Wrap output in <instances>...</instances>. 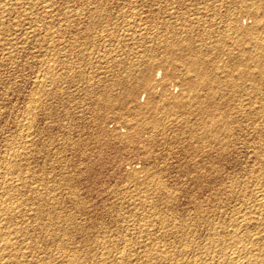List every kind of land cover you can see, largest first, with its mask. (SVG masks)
Instances as JSON below:
<instances>
[{"label": "rangeland", "instance_id": "rangeland-1", "mask_svg": "<svg viewBox=\"0 0 264 264\" xmlns=\"http://www.w3.org/2000/svg\"><path fill=\"white\" fill-rule=\"evenodd\" d=\"M8 1L9 0H0V27L2 25L0 28V44H2L0 45V178H3L2 181L5 179H8V181L11 180L14 184L15 190L13 191L14 193H12L13 195L10 196V198H12L11 201H15V203L17 200L23 201L17 202L19 203V205H17L19 206V209L17 210L20 216L17 215L18 212H16L17 214L15 212V214H9L11 215L10 217L7 215L9 218L5 216L7 222L5 221L6 223H4V225H8L7 228L9 230H13L17 225H19L18 227L23 226L22 228H24V226L27 228L28 226L27 229L32 231L35 235L34 236L28 231V234L21 232L23 237L21 233L20 235L18 233V236L16 234L17 238L22 237V240L17 239L14 235V239L11 237V243L14 244L13 248L15 247L14 252L18 255L16 264H31L40 261V264H50L52 261V264H54V261L58 258L59 259L58 261H55V264H57V262L60 264L61 259L71 257L72 254L76 255V257H78L77 260H81L80 262L82 264H86V262L87 264H105L106 262V264H117V262L120 264L119 262L122 260L123 262L121 264H138L140 261L143 264H154L150 263L152 259H154L153 262L156 261L155 264H157V261H159L158 264H161L160 261L162 259L160 257L162 256L160 255L162 251L163 253L167 251L168 254L173 256L172 262H170L173 264L180 260L193 261L197 255H202L212 240L216 238V236L218 237L217 234L220 233L222 229L229 227L232 222V217L234 218L233 220H235L244 216L245 212L252 209L253 203L256 202L254 200L257 199L256 197L259 193L258 190L261 191L264 189V48L262 49L263 51L261 50L260 52L254 53V58L257 55L255 58L256 60H254V63H250L249 67L247 66L248 70L253 73L248 72L247 75L245 74V76H243V73V75L241 73L239 75V70V72L234 70L235 74H232L234 76H231V79L236 80H233L234 83H236L234 87V89H236L233 92L228 89V91L225 92L226 94L224 97L226 96L225 99L230 101H227L228 104L230 103L228 107L231 105L230 108L233 107L232 111L234 113L231 111L230 115H232V118H229V124L230 126L232 125L231 129L234 128V130L231 131L232 133L230 132L228 134V136H230H226V138L225 136H220L219 140L204 138L192 142V140L187 137L189 135L187 131L179 130L180 122L182 123L183 120L180 118L181 112L176 115L174 114L173 117L170 116L169 118H164L166 128H153V126L151 125V127L147 122L148 120L150 121L149 117L151 112H148V114L145 112L146 114L144 113L143 115L138 116L139 118H135V116L128 111L130 104L124 105L122 110L119 111L111 108L108 111L104 110L103 112V110L98 107L100 100H97L100 98V95L103 93L105 94V92H108L109 94L112 93L111 95L113 96L121 94L122 87L118 83L119 80L124 83H134L139 79L138 77H141L142 73L141 70H143L144 65L148 63H146V61L154 62V59L157 60L162 57V54H164V52L161 51L162 46L160 45L165 42L164 40L171 41L175 38L178 40V38L182 39V37L183 39H187V36L188 39L191 38V40L195 38L194 40L197 41V45H203L204 48L210 49L211 53H213L211 50H215L214 53H219V56L222 54L220 51H226V49V52L233 51L231 53H236L237 55L235 54V57L237 58L230 57V55L223 52L226 57L221 55L222 57L220 58L222 60H220L222 62L224 61L225 65L228 64L229 66L230 64L232 67L233 64L231 63L234 62L236 65H246V63H244L246 61L244 60H247L248 56L242 55V59L240 51L238 52V50H241V48L247 49L249 47V39H242L243 41L239 43L240 49L238 46H234L231 41V32L225 23L236 14V19H238V22H241H239L241 27L249 28L248 26L250 25V28H253L252 22L253 19H255L254 26L258 27L259 31L263 30L261 35L264 36V28L262 29V27H264V20L262 19L264 15V0L263 2L262 0H240L241 2L239 0H107V2H104V0H43L44 4L42 0H26L27 2L24 0H10L9 3H6ZM246 1L250 2L247 3ZM251 1L252 4L249 5ZM100 2L101 4L103 2L107 4L104 5L103 3L101 6ZM253 2L258 4L256 5L257 7L255 5V7L253 6ZM42 4L44 7H41ZM247 5L249 8H247ZM2 6L5 9H3ZM25 6H28V8ZM45 6L47 8H45ZM252 6L255 9H253ZM29 7L31 8V11ZM6 8L9 10V14ZM50 8H52V10ZM35 9L36 12H34ZM96 9L99 11L101 9V13ZM250 9L253 10L250 12ZM23 10L26 11L24 12ZM102 12H104V14ZM22 13L25 14L22 16ZM105 13L108 14L107 18H109L107 19V23L103 21L106 20L105 18L100 20L103 16L107 15ZM249 13L251 16L258 18L253 17L252 19L251 16L247 17ZM28 14H31V16L28 17ZM46 14L47 17H45ZM97 14H100L98 15V18ZM63 15H65L66 19L63 18ZM109 15H112V17ZM260 17H262V20L259 19ZM19 18L23 20L21 21ZM39 18L43 19L40 20ZM95 18L98 20L95 21ZM257 19L258 21H256ZM31 20L32 25L30 24ZM99 20L101 22H99ZM17 21L21 23V25L18 24ZM110 21L115 23V25L111 24ZM117 21L118 24L116 23ZM204 21H206L207 25H204ZM103 22L104 26L106 25L107 28L101 24ZM53 23L54 26H52ZM88 25L91 26L92 31L90 30V27L88 28ZM136 25L139 26V28ZM203 25L205 31L204 27H202ZM93 26H95V28ZM219 26H224L223 28L225 30ZM3 27L4 29H2ZM15 27L18 29L16 30ZM208 28L211 30L215 28V30H212L211 32ZM50 29H52V31H50ZM202 30L205 33H202ZM84 31H86L87 34ZM134 31L136 32L134 33ZM215 31H218L222 36L224 35V38H221L222 36L217 32L215 33ZM11 32L13 33L11 34ZM10 34L12 39L10 38ZM13 34L17 35L15 36ZM216 35L220 39L217 38ZM212 37L218 41L216 42V45L214 43L215 40H213ZM199 38L202 39L201 43L203 42L205 45L199 42ZM244 38L248 37L245 35ZM211 39L212 41L210 42ZM11 40H13V44ZM194 40L192 41L195 45ZM244 41H246L247 45ZM198 42L200 44H198ZM225 44L228 46H222ZM209 46L211 48H209ZM228 47H231L232 49ZM217 48L221 49L219 50ZM234 48L239 54L233 50ZM146 54L148 56L145 57ZM144 57L149 60H145ZM142 59L145 60V62ZM229 60L230 62H225ZM234 60H237V62ZM256 61L257 64L260 62L261 64L257 65L255 63ZM222 62L220 63V66H224V63ZM130 64L132 67H130ZM138 64L139 67L141 66L140 72L138 70ZM250 66L252 68H250ZM253 66L258 68L260 66L261 70L258 68L253 69ZM226 67H220L219 70L217 69L220 77H224L225 72L227 75L229 69ZM245 67L246 66H244V68ZM242 68L243 66L241 69ZM132 69L133 71H131ZM223 70L225 71L224 73ZM162 72L163 71L160 69H157L154 73V79H159ZM250 74L255 76H250ZM246 76L248 78H246ZM255 80L261 87L257 83H254ZM241 81L245 82V85H243ZM241 87H243V89ZM177 89L178 88L175 84L172 83L171 90L176 92ZM252 89L255 91H252ZM140 95L141 100H139L144 103L146 94L141 91ZM222 95L223 94H221V96ZM227 95H230L229 98ZM245 98H248L249 100ZM241 103L243 105H241ZM239 104L242 106H239L240 109L242 108V113L237 112L240 111L237 106ZM246 106L251 107V110ZM234 108L235 110L237 109V111H235ZM259 108H261V110H259ZM244 110L246 111L244 113L247 114V116L243 113ZM120 111L121 113H119ZM248 111L252 113L249 115ZM255 113L259 114L254 115ZM234 114L237 115L234 116ZM243 115L244 117H242ZM124 116L127 118L126 120ZM251 117H253V120L250 119ZM141 121L144 122L142 123ZM136 122L142 124L139 125L136 124ZM192 122H194V119ZM222 127V125H215L214 129L216 131ZM158 129L159 131H157ZM176 129L181 133L179 132L176 134ZM129 132L131 133V138L125 136ZM182 132H185V135ZM152 137L155 140L152 139ZM225 141L229 143L225 144ZM223 142L225 145L222 144ZM230 142H233L234 144ZM8 144L9 146H6ZM191 144L193 146L196 144L194 147L197 148L202 146V149L200 148L201 151H198L199 149L193 151L191 149V147H193ZM205 144L208 146L207 148H205ZM10 147L13 149L11 148V150ZM203 147L205 148V151ZM3 152L4 154H2ZM202 152H204L203 156H201ZM11 153L14 154V158L18 157L15 158L18 166L12 173H10L13 176L10 174V176H6L8 174L4 176L3 165H5L7 160L5 157L9 158ZM260 156L263 157L262 160V157ZM3 157L6 160H4ZM1 169L3 171H1ZM15 171L17 172L15 173ZM9 177H12V179ZM259 177L262 178L260 179ZM1 179L0 186H5L4 181L2 182ZM259 181H261V183ZM3 187L0 189H3ZM20 194L21 196H19ZM0 195L1 199L3 195L1 191ZM23 197L30 200L27 199L24 203ZM28 201L29 203L27 205L26 202ZM45 202H47V204ZM32 203H34V205L36 204V206ZM247 204L249 206H247ZM42 205L45 208L48 207L45 213V208ZM246 206L248 208L250 207V209L247 210ZM29 207L30 210L32 208V211L29 210ZM24 209H27L28 212ZM19 210H22L23 215H21L22 213ZM34 210L40 212L37 211L38 216L35 215L36 213L34 212L35 214L32 217ZM52 212H54V214ZM42 213H44V216ZM48 213L49 215H47ZM39 214H41V216H39ZM62 214L70 216L65 217L62 216ZM249 214L253 215L254 213L251 212ZM46 215L50 219L46 217ZM21 216H23L24 219L22 222L28 221L26 223H30L31 225L22 223ZM25 216L29 218H26ZM53 216L58 218L55 220V217L53 219ZM14 217L21 218L17 219ZM34 219H38V222ZM8 220H10L12 225L15 223L13 225L15 226L14 228H12L13 226ZM58 220L59 222L61 221L60 224ZM63 220L68 221L65 223ZM72 221L73 223H71ZM33 223H36L37 225H33ZM38 223H43L41 225L42 228ZM66 225L69 226L63 227ZM73 225L76 227H73ZM180 225L181 227L183 226L182 230L181 227H179ZM69 227L74 229L71 228L72 230H70ZM48 228L50 229L48 230ZM56 228L58 229L56 230ZM37 229H39L38 235L37 233H34ZM63 230L66 231L63 232ZM215 230L220 231L217 232ZM44 231L49 237L44 234ZM71 231L72 234L70 233ZM74 231H77L78 233H75ZM49 232H51L52 235L54 234L53 238ZM68 232L72 238H69ZM154 235H157V237ZM33 236L37 241L36 244L39 246L35 245L36 241L34 239L31 240ZM38 236L41 238V243L40 241L38 242ZM27 239L33 242L30 243ZM13 240L17 243L13 242ZM70 241H74L75 244H70ZM24 242L27 246L23 244ZM18 243L23 245H19ZM28 243H30L31 246ZM45 243H50V245L48 244L49 246L44 248L45 245L47 246ZM62 243L63 246L68 245L66 246L68 250L66 247L62 246ZM28 246H30V248L34 246V248L28 249ZM41 246H43V250L40 251L39 249ZM72 246H76V248L78 247V250L75 247L74 250ZM50 247L54 248H51L50 250ZM60 247L63 248L61 249ZM188 247L189 249H187ZM16 248H18V250ZM60 249L61 251L66 249L63 251L65 253L62 252V254H60ZM36 250L39 251L40 254L39 252L35 253L37 252ZM44 250H46V253ZM47 250L49 251L47 252ZM152 250L154 252H152ZM79 251H83L82 253L85 254L82 255ZM42 252L47 255L44 256ZM157 252L161 253L157 254ZM94 253L95 255L93 256ZM147 253L149 256H153L152 254H157L158 256L154 255L151 257V260H149L150 258L147 259ZM19 254H21L23 258H21ZM52 254L54 257L58 254V258H56V256L55 259ZM91 254L92 256H90ZM96 254L102 256L104 260L101 257L96 258L98 257ZM122 254H126V258H123L124 255ZM144 254L147 255L145 256ZM79 255H81V257ZM105 255H107L106 258ZM119 255H122L123 257L120 258L121 256ZM28 256L31 257L28 258ZM36 256L39 257V259H37ZM199 256H197V258H199ZM34 258H36L37 261ZM85 258H87V261ZM91 258L93 261L96 258L95 262L91 261ZM189 258L191 259L189 260ZM29 259H32V262ZM136 259H138L139 262ZM97 260H99V262H97ZM107 260L110 262L108 263ZM173 260L176 261L174 262ZM46 261L50 263H46ZM62 261L61 264H67L69 262L68 260L65 262ZM103 261L105 262L103 263ZM163 261L164 260H162V263L164 264ZM80 262L76 261L75 263L74 261L69 262L68 264H81Z\"/></svg>", "mask_w": 264, "mask_h": 264}, {"label": "bare ground", "instance_id": "bare-ground-1", "mask_svg": "<svg viewBox=\"0 0 264 264\" xmlns=\"http://www.w3.org/2000/svg\"><path fill=\"white\" fill-rule=\"evenodd\" d=\"M4 1H6V0H4ZM10 1V0H9ZM9 1L8 2H6V3H9ZM13 1V0H12ZM15 1V0H14ZM18 1V0H17ZM16 1V3L18 4V2ZM24 1H26V0H24ZM49 1V0H48ZM97 1V0H96ZM114 1V0H113ZM112 1V2H113ZM240 1V0H239ZM253 1V0H252ZM252 1H251V3H249V5L250 4H252ZM261 1V0H260ZM22 2V1H21ZM27 2V1H26ZM25 2V3H26ZM42 2H43V0H42ZM104 2H107V0L105 1L104 0ZM103 2V3H104ZM241 2V1H240ZM245 2V1H244ZM247 2V1H246ZM248 2H250V1H248ZM247 2V3H248ZM257 2V1H256ZM262 2H263V0H262ZM4 3V2H3ZM11 3V2H10ZM19 3H20V1H19ZM45 3H47V2H45ZM50 3V2H49ZM48 3V4H49ZM103 3L101 4V2H100V4H101V6L103 5ZM243 3V2H242ZM254 3V2H253ZM258 3V2H257ZM257 3H254L253 4V6L255 5H258ZM12 4V3H11ZM10 4V5H11ZM15 4V3H14ZM24 4V3H23ZM27 4V3H26ZM31 4V3H30ZM29 4V5H30ZM43 4H44V2H43ZM43 4L41 5V7L43 6ZM52 4H54V3H52ZM98 4V3H97ZM100 4H98V5H100ZM107 4V3H106ZM105 3H104V5H106ZM239 4V3H238ZM259 4H261V3H259ZM264 4V3H263ZM4 5V4H3ZM9 5V4H8ZM13 5V4H12ZM32 5V4H31ZM35 5H36V3H35ZM211 5H213V4H211ZM262 5V4H261ZM260 5V6H261ZM1 6V5H0ZM15 6V5H14ZM16 6H19V5H16ZM20 6H24V5H20ZM51 6V5H50ZM73 6V5H72ZM91 6V5H90ZM222 6H224V5H222ZM253 6H252V8H253ZM254 6V7H255ZM264 6V5H263ZM262 6V7H263ZM5 7H6V5H5ZM9 7V6H8ZM7 7V8H8ZM25 7H27L28 8V6H25ZM25 7H23V8H25ZM32 7V6H31ZM44 7V6H43ZM257 7V6H256ZM259 7V6H258ZM2 8H3V6H2ZM6 8V9H7ZM30 8V7H29ZM34 8H35V6H34ZM37 8V7H36ZM45 8H47L46 6H45ZM209 8V7H208ZM218 8V7H217ZM247 8H249L248 7V5H247ZM246 8V9H247ZM251 8V7H250ZM261 8V7H260ZM3 9H5V8H3ZM51 10H52V8H50ZM49 9V10H50ZM69 9H70V7H69ZM93 9V8H92ZM104 9V8H103ZM107 9V8H106ZM112 9V8H111ZM114 9H116V8H114ZM120 9V8H119ZM122 9V8H121ZM207 9V8H206ZM227 9V8H226ZM243 9H244V7H243ZM253 9H255V8H253ZM253 9H250V12H251V10H253ZM21 10V9H20ZM29 10V9H28ZM32 10H34V9H32ZM44 10H46V9H44ZM67 10V9H66ZM97 10V9H96ZM126 10V9H125ZM249 10V9H248ZM7 11H8V14H9V10L7 9ZM11 11V10H10ZM12 11H13V9H12ZM14 11H15V9H14ZM17 11H19V10H17ZM24 11V10H23ZM26 11V10H25ZM24 11V12H25ZM30 11H31V8H30ZM41 11L43 12V10L41 9ZM62 11V10H61ZM63 11H65V10H63ZM95 11V10H94ZM93 11V12H94ZM97 11H99V10H97ZM234 11V10H233ZM243 11V10H242ZM261 11V10H260ZM19 12H21V11H19ZM34 12H36V9H35V11ZM33 12V13H34ZM45 12V11H44ZM56 12V11H55ZM66 12H68V11H66ZM100 13H101V9H100V11H99ZM98 12V13H99ZM105 12V11H104ZM104 12H102L103 14H104ZM124 12V11H123ZM126 12H128V11H126ZM168 12V11H167ZM205 12V11H204ZM231 12H232V9H231ZM235 12V11H234ZM245 12V11H244ZM253 12V11H252ZM258 12H259V9H258ZM32 13V14H33ZM39 13V12H38ZM38 13H36V14H38ZM47 13H48V11H47ZM65 13V12H64ZM209 13V12H208ZM211 13V12H210ZM213 13V12H212ZM215 13V12H214ZM242 13V12H241ZM254 13H255V11H254ZM12 14V13H11ZM20 14V13H19ZM23 14H25V13H22V16H23ZM35 14V13H34ZM40 14V13H39ZM49 14V13H48ZM61 14V13H60ZM105 14H107V13H105ZM120 14V13H119ZM118 14V15H119ZM185 14V13H184ZM248 14V13H247ZM246 14V15H247ZM98 15H100V14H97V18H98ZM102 15V14H101ZM141 15V14H140ZM231 15V14H230ZM246 15H244V16H246ZM252 15H253V13H252ZM20 16V15H19ZM26 16V15H25ZM29 16H31V14L29 15L28 14V17ZM37 16V15H36ZM43 16H45V15H43ZM43 16H40V17H43ZM59 16V15H58ZM79 16V15H78ZM103 16V15H102ZM107 16H108V14L106 15V16H103V18H101L100 20H102V19H106V20H103V21H105V23H107L108 21H107V19H109V18H107ZM109 16H111L112 17V15H109ZM125 16V15H124ZM150 16V15H149ZM201 16V15H200ZM200 16H198V17H200ZM216 16V15H215ZM238 16V15H237ZM250 17L251 16V14L249 13V15H247V17ZM256 16H257V13H256ZM262 16V15H261ZM3 17V16H2ZM34 17V16H33ZM45 17H47V14H46V16ZM68 17V16H67ZM70 17V16H69ZM73 17V16H72ZM95 17V16H94ZM93 17V18H94ZM127 17V16H126ZM139 17V16H138ZM175 17V16H174ZM181 17H182V15H181ZM190 17V16H189ZM198 17H197V19H198ZM231 17H232V15H231ZM233 17H235V18H233ZM233 19L232 18H230V19H228L227 21H226V23L225 24H227L226 26H228L227 28H229V31L231 32L230 34H231V41H232V43H233V45L234 46H238L239 47V49H240V45H239V43L241 42V41H243L242 39H249V43H248V41H247V43L249 44V47L247 48V49H242L241 48V50H238V52L240 51V55L242 56V55H247L248 56V58H247V60H244V61H246V62H244V63H246V65H242V64H235V62L234 63H231V64H233L232 65V67H231V65L229 64V66H228V64H226L225 65V63H224V61L222 62L221 60V58L220 57H222V56H225L224 55V53L225 54H227V55H230V57L232 56V57H235L236 55L234 54V53H231V52H233V51H228V52H226L227 51V49H226V51H220L221 53V55L219 56V53H214L215 52V50L213 51V50H211L213 53H211L210 52V49H208V48H204L203 47V45L202 46H200V45H197V41L196 40H194V39H192V40H194V42H195V45H194V43H193V41L191 40V38L190 39H188V36L186 37L187 39H183V37H182V39H180V38H178V40H177V38H175V39H172L171 41L170 40H164L163 42L164 43H162V44H160L161 46H162V50H161V48H160V50L161 51H163L164 52V54H162V57L161 58H159V59H154V62H151V61H146V65H144V69L143 70H141L140 69V67H139V64L137 65L138 67H139V72H140V70H141V77H138L139 79H137V77H136V81L134 82V83H124V82H122L121 80H119V85L122 87V92H121V94H117L116 96L114 95H111V94H109L108 92L106 93L105 92V94L103 93V94H101L100 95V98H98V100L97 101H99L100 103H98L99 104V106L98 107H100L102 110H103V112H104V110L106 111H108L109 109H111V108H113V109H117L118 111L119 110H122V107L124 106V105H129L130 104V106H129V110L128 111H130V113L133 115V116H135V118L136 117H138V116H141V115H143L145 112H147V114H148V112H151L150 113V121L148 120L147 122H148V125L150 124V126L152 125L153 126V128H155V127H161L162 129L163 128H166V123H165V119L164 118H169L170 116H172L173 117V115L175 114H178L179 112H181V117L180 118H182L181 120H182V123L180 122V125H179V130L180 131H187L188 132V136L187 137H189L191 140H192V142L193 141H197V140H200V139H204V138H211V139H213V140H219L220 139V136H225V138H226V136H228V134L231 132V131H233L234 130V128L233 129H231V126H230V121H229V118L232 116V115H230L231 114V111H232V109H233V107L232 108H230V107H228L229 106V104H228V102H230V101H228L227 99H225L226 98V96L224 97V95L226 94L225 92L226 91H228V89H230L232 92L236 89H234V87H235V85H236V83H234V81H236V80H234V79H231V76H234V75H232V74H235L234 73V70L236 71H238L239 72V75H240V73L243 75V76H245V74L247 75V73L248 72H250V73H253V72H251V71H249L248 70V67H249V65H250V63H254V60H256L255 58L257 57V55H256V57L254 58V53H257V52H260L263 48H264V36H262L261 35V33H262V31L260 32L259 31V29H258V27H255L254 26V20L255 19H253V17L254 16H251V18L253 19V28H250V25L248 26L249 28H243V27H241V25L239 24V22H238V19H236V14L235 15H233ZM18 18V17H17ZM50 18V17H49ZM52 18V17H51ZM62 18V17H61ZM63 18H65V15H63ZM100 18V17H99ZM137 18V17H136ZM171 18V17H170ZM194 18V17H193ZM212 18V17H211ZM241 18V17H240ZM254 18H258V17H254ZM262 17H260L259 19H261ZM3 19V18H2ZM7 19V18H6ZM5 19V20H6ZM20 20H21V18H19ZM30 19V18H29ZM38 19V18H37ZM40 20H42L41 18H39ZM46 19V18H45ZM53 19V18H52ZM66 19V18H65ZM96 19V18H95ZM114 19V18H113ZM121 19V18H120ZM129 19V18H128ZM188 19H190V18H188ZM215 19V18H214ZM227 19V18H226ZM263 20H264V15H263V18H262ZM261 19V20H262ZM5 20H4V22H5ZM23 20V19H22ZM21 20V21H22ZM25 20H27V19H25ZM34 20V19H33ZM98 19H96L95 21H97ZM99 20V22H101ZM110 20H112V19H110ZM125 20V19H124ZM144 20V19H143ZM170 20V19H169ZM209 20V19H208ZM211 20V19H210ZM216 20V19H215ZM241 20V19H240ZM51 21V20H50ZM69 21V20H68ZM91 21V20H90ZM93 21V20H92ZM145 21V20H144ZM174 21V20H173ZM212 21V20H211ZM222 21V20H221ZM256 21H258V19L256 20ZM18 22V21H17ZM29 22V21H28ZM70 22V21H69ZM111 22V21H110ZM115 22V21H114ZM120 22V21H119ZM153 22V21H152ZM162 22V21H161ZM185 22V21H184ZM188 22V21H187ZM198 22V21H197ZM205 22V24L204 25H207V23H206V21H204ZM213 22V21H212ZM224 22V21H223ZM222 22V23H223ZM8 23H9V21H8ZM8 23H7V26H8ZM26 23V22H25ZM32 23V20L30 21V24ZM49 23V22H48ZM95 23V22H94ZM117 24H118V21L116 22ZM129 23V22H128ZM141 23V22H140ZM164 23V22H163ZM165 23H167V22H165ZM200 23V22H199ZM241 23V22H240ZM1 24V23H0ZM2 24H3V22H2ZM18 24H20L21 25V23H19L18 22ZM24 24V23H23ZM22 24V25H23ZM43 24V23H42ZM101 24H103V26H104V22L103 23H101ZM108 24H110V23H108ZM111 24H114L115 25V23H113V22H111ZM116 24V25H117ZM137 24V23H136ZM148 24V23H147ZM160 24V23H159ZM171 24V23H170ZM202 24V23H201ZM212 24V23H211ZM258 24V23H257ZM256 24V25H257ZM6 25V24H5ZM10 25H11V22H10ZM15 25H16V23H15ZM28 25V24H27ZM32 25V24H31ZM30 25V26H31ZM40 25V24H39ZM91 25V24H90ZM90 25H88V28L90 27V30H91V26ZM127 25V24H126ZM142 25V24H141ZM174 25V24H173ZM184 25V24H183ZM182 25V26H183ZM193 25H195V24H193ZM204 25L202 26V27H204ZM213 25V24H212ZM211 25V26H212ZM217 25V24H216ZM221 25V24H220ZM223 25H224V23H223ZM262 25V24H261ZM13 26V25H12ZM18 26V25H17ZM52 26H54V23H53V25ZM51 26V27H52ZM96 26V25H95ZM95 26H93L94 28H95ZM99 26H100V24H99ZM137 26V25H136ZM163 26V25H162ZM168 26V25H167ZM178 26V25H177ZM197 26V25H196ZM225 26V25H224ZM223 26V27H224ZM260 26V25H259ZM1 27H2V25H1ZM0 27V28H1ZM10 27V26H9ZM8 27V28H9ZM47 27V26H46ZM50 27V28H51ZM97 27V26H96ZM105 28H107L106 27V25L104 26ZM124 27V26H123ZM138 28H139V26H137ZM152 27V26H151ZM159 27V26H158ZM172 27V26H171ZM170 27V28H171ZM184 27V26H183ZM195 27V26H194ZM214 27V26H213ZM212 27V28H213ZM219 27H221V26H219ZM223 27H221L223 30H225ZM7 28V27H6ZM5 28V29H6ZM10 28H12V27H10ZM14 28V27H13ZM16 28V30L18 29L17 27H15ZM20 28V27H19ZM28 28V27H27ZM84 28V27H83ZM94 28H92V29H94ZM104 28V29H105ZM110 28V27H109ZM118 28V27H117ZM146 28V27H145ZM148 28V27H147ZM173 28V27H172ZM185 28V27H184ZM191 28V27H190ZM207 28V27H206ZM209 28H210V22H209ZM208 28V29H209ZM218 28V27H217ZM264 27H262V29H263ZM2 29H4V27L2 28ZM31 29V28H30ZM48 29V28H47ZM126 29V28H125ZM128 29V28H127ZM135 29V28H134ZM151 29V28H150ZM168 29V28H167ZM194 29V28H193ZM198 29V28H197ZM203 29V28H202ZM10 30V29H9ZM15 30V29H14ZM96 30V29H95ZM102 30V29H101ZM120 30V29H119ZM129 30V29H128ZM136 30V29H135ZM142 30V29H141ZM144 30H146V29H144ZM149 30V29H148ZM147 30V31H148ZM182 30V29H181ZM211 32H212V30H215V28L214 29H209ZM208 30V31H209ZM228 30V29H227ZM11 31V30H10ZM49 31V30H48ZM50 31H52V29H50ZM62 31V30H61ZM92 31V30H91ZM133 31V30H132ZM138 31H140V30H138ZM186 31V30H185ZM184 31V32H185ZM203 31V30H202ZM204 31H205V27H204ZM202 32V33H205V32ZM220 31H222V30H220ZM67 32V31H66ZM84 32H86V31H84ZM83 32V33H84ZM113 32V31H112ZM119 32V31H118ZM136 31H134V33H135ZM188 32V31H187ZM207 32V31H206ZM218 33V31H215V33ZM226 32V31H225ZM13 32H11V34H12ZM25 33V32H24ZM102 33V32H101ZM100 33V34H101ZM104 33V32H103ZM110 33V32H109ZM117 33V32H116ZM130 33H132V32H130ZM192 33V32H191ZM214 33V32H213ZM222 33H224V32H222ZM221 33V34H222ZM264 33V32H263ZM2 34V33H1ZM11 34H10V38H11ZM86 34H87V32H86ZM107 34V33H106ZM115 34V33H114ZM126 34V33H125ZM128 34V33H127ZM151 34V33H150ZM200 34V33H199ZM198 34V35H199ZM206 34H208V33H206ZM210 34V33H209ZM219 35H220V33H218ZM226 34V33H225ZM6 35V34H5ZM8 35H9V33H8ZM13 35H15V34H13ZM17 35V34H16ZM15 35V36H16ZM96 35H98V34H96ZM103 35H105V34H103ZM102 35V36H103ZM115 35H117V34H115ZM131 35V34H130ZM183 35V34H182ZM192 35V34H191ZM194 35V34H193ZM202 35V34H201ZM204 35V34H203ZM215 35V34H214ZM245 35L248 37V38H244L245 37ZM264 35V34H263ZM3 36V35H2ZM91 36H93V35H91ZM172 36V35H171ZM174 36V35H173ZM220 36H222V35H220ZM224 36V35H223ZM221 37V38H224V37ZM227 36V35H226ZM6 37V36H5ZM4 37V38H5ZM80 37V36H79ZM94 37V36H93ZM98 37V36H97ZM101 37V36H100ZM114 37V36H113ZM144 37V36H143ZM167 37V36H166ZM190 37V36H189ZM201 37V36H200ZM207 37H208V35H207ZM206 37V38H207ZM216 37H217V35H216ZM229 37V36H228ZM227 37V38H228ZM1 38V37H0ZM4 38H2V39H4ZM7 38V37H6ZM5 38V39H6ZM40 38V37H39ZM77 38V37H76ZM122 38H124V37H122ZM174 38V37H173ZM209 38V37H208ZM213 38V37H212ZM217 38H219V37H217ZM226 38V37H225ZM8 39V38H7ZM6 39V40H7ZM12 39V38H11ZM89 39V38H88ZM140 39V38H139ZM146 39V38H145ZM144 39V40H145ZM165 39H167V38H165ZM200 39V38H199ZM204 39V38H203ZM220 39V38H219ZM230 39V38H229ZM10 40V39H9ZM72 40V39H71ZM93 40V39H92ZM91 40V41H92ZM143 40V39H142ZM201 40L202 39H200V43H201ZM207 40V39H206ZM205 40V41H206ZM213 40H215L214 38H213ZM222 40V39H221ZM225 40V39H224ZM228 40V39H227ZM5 41V40H4ZM133 41V40H132ZM212 41V39L210 40V42ZM223 41V40H222ZM6 42V41H5ZM9 42V41H8ZM11 42H12V44H13V40H11ZM14 42H15V40H14ZM89 42V41H88ZM128 42V41H127ZM136 42V41H135ZM198 42V44H200ZM207 42V41H206ZM209 42V41H208ZM216 42H218V41H216L215 40V45H216ZM224 42V41H223ZM222 42V43H223ZM227 42V41H226ZM245 42V44H246V41H244ZM140 43V42H139ZM203 43V42H202ZM201 43V44H202ZM221 43V44H222ZM225 43V42H224ZM230 43V42H229ZM243 43V42H242ZM8 44V43H7ZM6 44V45H7ZM11 44V43H10ZM9 44V45H10ZM12 44H11V46H12ZM45 44V43H44ZM133 44V43H132ZM204 44V43H203ZM208 44V43H207ZM213 44V43H212ZM219 44V43H218ZM231 44V43H230ZM244 44V45H245ZM0 45H2V44H0ZM205 45V44H204ZM210 45H211V43H210ZM214 45V44H213ZM220 45V44H219ZM247 45V44H246ZM222 46H228V45H222ZM5 47V46H4ZM4 47H2V48H4ZM7 47H8V45H7ZM10 47V46H9ZM149 47V46H148ZM157 47V46H156ZM160 47V46H159ZM215 47V46H214ZM221 47V46H220ZM233 47V46H232ZM235 47V48H236ZM1 48V47H0ZM6 48V47H5ZM11 48V47H10ZM209 48H211L210 46H209ZM222 48V47H221ZM221 48H217V49H221ZM228 48H231V47H228ZM235 48L233 49V50H235ZM244 48V47H243ZM232 49V48H231ZM145 50V49H144ZM223 50H224V48H223ZM4 51V50H3ZM5 51H6V49H5ZM142 51V50H141ZM154 51V50H153ZM263 51V50H262ZM11 52V51H10ZM52 52H54V51H52ZM51 52V53H52ZM151 52V51H150ZM160 52V51H159ZM211 54H210V53ZM224 52V53H223ZM235 52H237L236 50H235ZM237 52V53H238ZM139 53V52H138ZM157 53V52H156ZM150 54V53H149ZM239 54V53H238ZM263 54H264V52H263ZM113 55V54H112ZM142 55V54H141ZM152 55H154V54H152ZM211 55H212V57H211ZM260 55V54H259ZM11 56V55H10ZM122 56V55H121ZM139 56V55H138ZM146 56H148L147 54L145 55V57ZM151 56V55H150ZM149 56V57H150ZM159 56V55H158ZM56 57V56H55ZM142 57V56H141ZM145 57H144V59H145ZM154 57V56H153ZM152 57V58H153ZM226 57V56H225ZM228 57V56H227ZM261 57H262V53H261ZM261 57H259V58H261ZM125 58V57H124ZM224 58V57H223ZM235 58H237V57H235ZM242 59H243V56L241 57ZM240 58V59H241ZM116 59V58H115ZM148 59V58H147ZM147 59H145V60H147ZM150 59H151V57H150ZM221 59V60H220ZM228 59H229V57H228ZM238 59H239V56H238ZM143 60V59H142ZM145 60H143L144 62H145ZM149 60V59H148ZM226 60V59H225ZM231 60H233V59H231ZM263 60H264V58H263ZM234 61H236L237 62V60H234ZM262 61V60H261ZM141 62V61H140ZM156 62V63H155ZM224 63V66H220V63ZM225 62H230V60L229 61H225ZM243 62V61H242ZM3 63V62H2ZM239 63V62H238ZM256 64H257V61L255 62ZM141 64V63H140ZM144 64V63H143ZM259 65L261 64V62L260 63H258ZM257 64V65H258ZM252 65V64H251ZM254 65V64H253ZM128 66H129V64H128ZM226 66H228V67H226ZM243 66V68L241 69V67ZM244 66H246L245 68H244ZM248 66V67H247ZM130 67H132L131 66V64H130ZM220 67H223V68H227V69H229V71H227L228 73H227V75H226V72L223 70V73L226 75H224V77L222 76V77H220L219 75H218V72H217V69L219 70L220 69ZM255 66H253V69H256V68H258V67H255ZM50 68V67H49ZM53 68V67H52ZM133 68H134V66H133ZM135 68V69H136ZM231 68V69H230ZM250 68H252L251 66H250ZM157 69H160L161 71H163L162 72V74H161V76H160V78L159 79H154V77H155V75H154V73L157 71ZM213 69H215V70H213ZM258 69H260V66H259V68ZM137 70V71H138ZM250 70H252V69H250ZM261 70V69H260ZM260 70H259V72H260ZM131 71H133V69L131 70ZM222 71V70H221ZM236 71V72H237ZM49 72V71H48ZM136 72V71H135ZM217 72V73H216ZM133 73V72H132ZM137 74V73H136ZM255 74H256V72H255ZM221 75V74H220ZM253 75V74H252ZM251 74H250V76H252ZM253 76H255V75H253ZM57 78H59V77H57ZM234 78V77H233ZM237 78V77H236ZM242 78V77H241ZM246 78H248L247 76H246ZM251 78V77H250ZM255 78H257V77H255ZM258 79V78H257ZM55 80H57V79H55ZM234 80V81H233ZM241 80V79H240ZM250 81H252L251 79H249ZM3 81V80H2ZM238 81V80H237ZM133 82V81H132ZM240 82V81H239ZM239 82H238V84H239ZM254 82V81H253ZM172 83H174L175 84V86L178 88L177 89V91L176 92H174V91H172L171 90V86H172ZM241 83H243V85H245L244 83L245 82H243V81H241ZM251 83V82H250ZM254 83H257L258 85H259V83L258 82H256V80H255V82ZM41 84V83H40ZM44 85V84H43ZM242 85V86H243ZM252 85V84H251ZM238 86V85H237ZM255 86H256V84H255ZM260 86V85H259ZM43 87V86H42ZM45 87V86H44ZM251 87V86H250ZM261 87V86H260ZM232 88H233V90H232ZM242 89H243V87H241ZM252 88V87H251ZM240 89V88H239ZM254 89V88H253ZM252 89V91H255V90H253ZM141 91H143V93H145L146 95H145V102L144 103H142V101H140L141 100ZM258 91V90H257ZM230 92V91H229ZM231 93V92H230ZM221 94H223L222 96H221ZM236 94V93H235ZM234 94V95H235ZM237 95V94H236ZM243 95V94H242ZM247 95V94H246ZM257 95V94H256ZM228 96V95H227ZM230 96V95H229ZM229 96H228V98H229ZM233 96V95H232ZM255 96V95H254ZM258 96V95H257ZM256 97V96H255ZM231 98V97H230ZM140 99V100H139ZM245 99H248V98H245ZM234 100H235V98H234ZM237 100V99H236ZM249 100V99H248ZM228 101V102H227ZM239 102V101H238ZM251 102V101H250ZM228 105H227V104ZM97 104V105H98ZM233 105H234V103H233ZM241 105H243L242 103H241ZM240 104L239 105H237L238 107L239 106H241ZM264 105V104H263ZM235 106V105H234ZM254 106V105H253ZM242 107V106H241ZM247 107V106H246ZM260 107V106H259ZM247 108H251V107H247ZM256 108V107H255ZM254 108V109H255ZM239 109H240V107H239ZM242 109V108H241ZM241 109H240V111H237V109L235 110V108H234V110L235 111H237V112H241ZM245 109V108H244ZM117 110H116V112H117ZM248 110V109H247ZM251 110V109H250ZM257 110V109H256ZM259 110H261V108H259ZM258 110V111H259ZM252 111H254V110H252ZM115 111H114V113H116ZM233 112V111H232ZM244 112H246L245 110L243 111V113ZM119 113H121V111L119 112ZM118 113V114H119ZM234 113V112H233ZM236 113V112H235ZM242 113V112H241ZM252 113V112H251ZM249 111H248V114L250 115L251 114ZM260 113V112H259ZM259 113H257V114H259ZM146 114V113H145ZM245 114V113H244ZM256 113L254 114V115H257ZM264 114V113H263ZM262 114V115H263ZM116 115H117V113H116ZM121 115V114H120ZM123 115V114H122ZM235 115H237V114H234V116ZM241 115V114H240ZM246 116H247V114H245ZM261 115V114H260ZM178 116V115H177ZM238 116H239V114H238ZM238 116H237V118H238ZM122 117V116H121ZM120 117V118H121ZM126 117H128V116H126ZM144 117V116H143ZM242 117H244V115L242 116ZM241 117V118H242ZM123 118V117H122ZM124 118H125V116H124ZM132 118H134V117H132ZM139 118V117H138ZM194 119V122H192L193 121V119ZM232 118V117H231ZM249 118V117H248ZM247 118V119H248ZM253 117H251L250 119H252ZM127 118H125V120H126ZM148 119V118H147ZM147 119H145V120H147ZM235 119V118H234ZM240 119V118H239ZM245 119V118H244ZM243 119V120H244ZM255 119V118H254ZM139 120V119H138ZM237 120V119H236ZM253 120V119H252ZM179 121V120H178ZM233 121V120H232ZM142 123L144 122V121H141ZM235 122V121H234ZM237 122H238V120H237ZM240 122V121H239ZM142 123H139V122H136V124H142ZM135 124V125H136ZM146 124V123H145ZM144 124V125H145ZM176 124V123H175ZM186 124V125H185ZM147 125V124H146ZM190 125V126H189ZM215 125H222L223 127L221 128V129H219V130H216L215 131V129H214V126ZM264 125V124H263ZM137 126V125H136ZM151 126V127H152ZM256 126V125H255ZM258 126V125H257ZM187 128V129H186ZM255 128V127H254ZM253 129V128H252ZM154 130V129H153ZM175 130V129H174ZM177 130V129H176ZM257 130V129H256ZM24 131V130H23ZM157 131H159V129L157 130ZM165 131V130H164ZM180 131H178L177 130V133L176 134H178ZM262 131V130H261ZM161 132H162V130H161ZM187 132H186V134H187ZM181 133V132H180ZM183 134L185 133V132H182ZM232 133V132H231ZM234 133H236V132H234ZM241 133V132H240ZM124 135V134H123ZM155 135V134H154ZM153 135V136H154ZM185 135V134H184ZM257 135V134H256ZM125 136H127L128 138H131V133L129 132L128 134H126ZM124 136V137H125ZM156 136V135H155ZM230 136V135H229ZM228 136V137H229ZM232 136V135H231ZM235 136H237V135H235ZM259 136V135H258ZM12 137V136H11ZM126 137V138H127ZM186 137V136H185ZM227 137V138H228ZM14 138V137H13ZM234 138V137H233ZM232 138V139H233ZM152 139H154L153 137H152ZM229 139V138H228ZM234 139H236V138H234ZM234 139H233V141H234ZM263 139V138H262ZM155 140V139H154ZM190 140V141H191ZM222 140H224V139H222ZM229 141H230V139H229ZM209 142V141H208ZM226 142V141H225ZM250 142V141H249ZM260 142V141H259ZM229 143V142H228ZM227 142L225 143V144H228ZM230 143H233V142H230ZM240 143H242V142H240ZM194 144V143H193ZM211 144V143H210ZM218 144V143H217ZM222 144H224V142L222 143ZM224 144V145H225ZM234 144V143H233ZM192 145V144H191ZM212 145V144H211ZM210 145V146H211ZM253 145V144H252ZM6 146H9V144L8 145H6ZM193 146V145H192ZM194 146H196V144L194 145ZM191 147V149L194 151H196V150H198V151H201L200 150V148L202 147H200V148H197V147ZM198 146V145H197ZM205 146H206V144H205ZM249 146V145H248ZM247 146V147H248ZM199 147V146H198ZM208 146H206L205 148H207ZM12 147H10V149H11ZM204 148V147H203ZM205 148H204V151H205ZM217 148V147H216ZM218 148H219V146H218ZM245 148V147H244ZM255 148V147H254ZM9 149V148H8ZM13 149V148H12ZM11 149V150H12ZM16 149V148H15ZM202 149V148H201ZM224 149V148H223ZM211 150V149H210ZM225 150V149H224ZM261 150V149H260ZM10 151V150H9ZM15 151V150H14ZM14 151H12V152H14ZM197 151V152H198ZM219 151V150H218ZM206 152H207V150H206ZM213 152V151H212ZM261 152V151H260ZM9 153V152H8ZM15 153V152H14ZM30 153V152H29ZM28 153V154H29ZM203 153L204 152H202V155L201 156H203ZM211 153V152H210ZM263 153H264V151H263ZM2 154H4V152L2 153ZM5 154H7V153H5ZM27 154V155H28ZM206 154V153H205ZM208 154H209V152H208ZM212 154V153H211ZM20 155V154H19ZM18 155V156H19ZM254 155H256V154H254ZM8 156V155H7ZM10 157L8 158V157H5V158H7V160L4 158V160H6V162H5V165H3L4 167H3V170L1 169V171H3V173H4V176L6 175V174H8V175H6V176H10L11 174L10 173H12L15 169H16V167L18 166L17 164L18 163H16L17 161H15V158H18V157H15L14 158V154L13 153H11L10 155H9ZM16 156V155H15ZM22 157H23V155H22ZM22 157H20V158H22ZM26 157V156H25ZM209 157V156H208ZM259 157V156H258ZM260 157H262V156H260ZM24 159V158H23ZM263 159V157L261 158V160ZM19 160V159H18ZM21 160V159H20ZM256 160H258V159H256ZM264 160V159H263ZM0 161H1V159H0ZM22 161V160H21ZM20 161V162H21ZM24 161V160H23ZM264 163V162H263ZM262 163V164H263ZM22 164V163H21ZM20 164V165H21ZM264 166V165H263ZM1 167H2V165H1ZM18 169V168H17ZM259 170V169H258ZM17 171H19V170H17ZM17 171H15V173L17 172ZM10 174V175H9ZM3 175V174H2ZM253 175V174H252ZM254 175H256V174H254ZM11 176H13V175H11ZM7 178V177H6ZM10 178V177H9ZM258 178V177H257ZM260 178V177H259ZM262 178V177H261ZM260 178V179H261ZM1 179V178H0ZM3 179V178H2ZM2 179H1V181H2ZM5 179V178H4ZM10 179H12V177L10 178ZM13 179H14V177H13ZM4 181V183H5V186L3 187V186H0V188L1 187H3V189H0V191L2 192V197H1V199H0V264H16V262H17V256L18 255H16L15 254V250H14V248H13V243H11V241H12V239H14V236H16V234H17V236H18V233H19V235H20V233L21 232H23V233H27L28 234V231H30V230H28L27 228H28V226H27V228H25V226H24V228H22L21 226L20 227H18L19 225H17V227H15V226H13L15 223H13V225L11 224V222H10V220H8L9 222H10V224L13 226L12 228H14L13 230H9L7 227H8V225H4V223H6L7 222V220L5 219L6 217L7 218H9L11 215H9V214H12V213H16V212H18V210L17 209H19V206H17V205H19V203H17V202H20V201H18L17 200V202L15 203V201L13 202V201H11V199L12 198H10V196L11 195H13L12 193H14L13 191L15 190V187H14V184L11 182V180L10 181H8V179H5V180H3ZM2 181V182H3ZM6 181V182H5ZM14 181V180H13ZM262 181V180H261ZM261 181H259L260 183H261ZM16 183V182H15ZM162 184V183H161ZM255 185V184H254ZM262 185V184H261ZM246 186V185H245ZM244 186V187H245ZM255 187V186H254ZM17 188V187H16ZM231 188V187H230ZM243 189V188H242ZM246 189H248V188H246ZM249 189H250V187H249ZM248 189V190H249ZM258 190V189H257ZM17 192V191H16ZM21 192V191H20ZM19 192V193H20ZM258 196L256 197L257 199H255L254 201H256L255 203H253V206H252V211L251 210H248V209H250V207L248 208L247 206H249L248 204H247V206H246V208H247V210H248V212L249 211H251L252 213H254L253 215L252 214H249V213H251V212H245L244 213V216H241L240 218H237V219H235V220H233L234 218L232 217V222H231V224L229 225V227H226L225 229H222V231L220 232V233H218L217 235H218V237L216 236V238H214L213 240H212V242L208 245V247L207 246H205V247H207V249L202 253V255L201 256H199V255H197V256H199V258H197V256H196V258L192 261H181L180 259V261H177L175 264H264V189H262L261 191H259L258 190ZM244 193V192H243ZM15 194H18V193H15ZM230 194V193H229ZM1 196V195H0ZM19 196H21V194L19 195ZM23 196V195H22ZM250 197H252V196H250ZM15 198H16V196H15ZM21 198V197H20ZM24 198V197H23ZM26 198V197H25ZM24 198V203H25V200L27 201V199L28 198H26L25 199ZM29 198H31V197H29ZM39 198V197H38ZM41 199V198H40ZM28 200H30V199H28ZM243 200H244V198H243ZM23 201V200H22ZM21 201V202H22ZM250 201V200H249ZM31 202V201H30ZM48 202V201H47ZM47 202H45L46 204H47ZM23 203V204H24ZM27 203V205H28V203H29V201L28 202H26ZM37 203V202H36ZM41 203H43V202H41ZM44 203V204H45ZM22 204V203H21ZM33 205H34V203H32ZM38 204V203H37ZM43 204V205H44ZM45 204V205H46ZM50 204V203H49ZM251 204V203H250ZM42 205V206H43ZM241 205V204H240ZM34 206H36V204L34 205ZM39 206V205H38ZM51 206V205H50ZM243 206V205H242ZM20 207H21V205H20ZM22 207H23V205H22ZM26 207V206H25ZM30 207H31V204H30ZM30 207H29V210H30ZM44 207V206H43ZM47 207V206H46ZM51 207H53V206H51ZM54 207L56 208V206L54 205ZM154 207V206H153ZM240 207V206H239ZM34 208V207H33ZM36 208V207H35ZM42 208V207H41ZM45 208V207H44ZM27 209H28V207H27ZM27 209L25 210L26 212H28L27 211ZM40 209V208H39ZM46 209H48V207L47 208H45V211H44V213L46 212ZM53 209V208H52ZM144 209V208H143ZM240 209V208H239ZM17 210V211H16ZM23 210V209H22ZM22 210H19V211H21V213H22ZM54 210V209H53ZM246 210V211H247ZM24 211V212H25ZM30 211H32V208H31V210ZM38 211V210H37ZM37 211L36 210H34L33 211V213H32V217H33V215L35 214V215H37L38 213H37ZM43 211V210H42ZM41 211V212H42ZM49 211V210H48ZM52 211V210H51ZM242 211V210H241ZM35 212V213H34ZM38 212H40V211H38ZM55 212H58V211H55ZM14 213V214H15ZM44 213H42L43 214V216H44ZM50 213V212H49ZM49 213L47 214V215H49ZM53 214H54V212H52ZM51 213V214H52ZM246 213H248V214H246ZM14 214H13V216H14ZM17 214V213H16ZM52 214V215H53ZM56 214H58V213H56ZM55 214V215H56ZM243 214V213H242ZM7 215H9V217L7 216ZM18 216H20L19 215V212H18V214H17ZM21 215H23V213L21 214ZM46 215V217H48ZM60 215V214H59ZM58 215V216H59ZM6 216V217H5ZM12 216V217H13ZM29 216H31V215H29ZM38 216V215H37ZM39 216H41V214H39ZM42 216V217H43ZM62 216H65V215H63L62 214ZM67 216V215H66ZM65 216V217H66ZM68 216H70V215H68ZM67 216V217H68ZM22 217V220H21V222L24 220L23 219V216H21ZM21 217H18V218H21ZM26 218H29V217H27V216H25ZM24 217V218H25ZM54 217L55 216H53V219H54ZM60 217V216H59ZM65 217H63V218H65ZM159 217V216H158ZM162 217V216H161ZM236 217V216H235ZM14 218H17V217H14ZM17 218V219H18ZM49 218V217H48ZM56 218H58V217H55V220H56ZM62 218V217H61ZM71 218V217H70ZM40 219V218H39ZM47 219V218H46ZM50 219V218H49ZM160 219V218H159ZM165 219V218H164ZM163 219V220H164ZM167 219V218H166ZM28 220V219H27ZM30 220V219H29ZM34 220H38V219H34ZM41 220V219H40ZM39 220V221H40ZM6 221V222H5ZM46 221H48V220H46ZM61 221H62V219H61ZM60 221V222H61ZM63 221H65V223L68 221H66V220H63ZM152 221V220H151ZM20 222V223H21ZM26 222H28V221H25V222H22V223H25V224H27ZM30 222V221H29ZM38 222V221H37ZM58 222H59V220H58ZM57 222V223H58ZM60 222H59V224H60ZM31 223H32V221H31ZM44 223V222H43ZM42 223V224H43ZM52 223V222H51ZM71 223H73V221L71 222ZM229 223V222H228ZM17 224V223H16ZM30 223H28L27 225H29ZM34 224H36V223H33V225ZM42 224H39L38 223V225L42 228ZM45 224V223H44ZM48 224V223H47ZM50 224V223H49ZM59 224H58V226H59ZM69 224V223H68ZM154 224V223H153ZM160 224V223H159ZM166 224V223H165ZM184 224V223H183ZM182 224V225H183ZM215 224V223H214ZM31 225V224H30ZM37 225V224H36ZM51 225V224H50ZM53 225H56V224H53ZM71 225V224H70ZM47 226V225H46ZM69 226V225H68ZM67 225L66 226H63V227H68ZM72 226V225H71ZM142 226V225H141ZM154 226V225H153ZM185 226V225H184ZM227 226V225H226ZM33 227V226H32ZM38 227V226H37ZM73 227H76V226H74L73 225ZM156 227V226H155ZM179 227H181V225L179 226ZM183 227V226H182ZM182 227H181V230H182ZM30 228V227H29ZM35 228V227H34ZM33 228V229H34ZM39 228V227H38ZM45 228V227H44ZM70 228V227H69ZM72 228V227H71ZM70 228V230H72V229H74V228H72L71 229ZM78 228V227H77ZM146 228V227H145ZM177 228V227H176ZM220 228V227H219ZM223 228V227H222ZM227 228H229V229H227ZM50 228H48V230H49ZM54 229H55V227H54ZM58 228H56V230H57ZM62 229V228H61ZM60 229V230H61ZM68 229V228H67ZM150 229V228H149ZM32 230V229H31ZM38 230L39 229H37V231L36 232H34L35 234L37 233V235L39 234L38 233ZM41 230V229H40ZM80 230V229H79ZM157 230V229H156ZM166 230V229H165ZM176 230V229H175ZM185 230V229H184ZM183 230V231H184ZM190 230V229H189ZM220 230H221V228H220ZM220 230H218V231H220ZM52 231V230H51ZM66 230H63V232H65ZM78 231V230H77ZM77 231H74L75 233L77 232ZM151 231V230H150ZM154 231V230H153ZM215 231H217V230H215ZM217 231V232H218ZM31 233H32V231H30ZM83 232V231H82ZM82 232H81V234H82ZM152 232V231H151ZM189 232V231H188ZM216 232V233H217ZM50 234H51V232H49ZM48 233V234H49ZM55 233H57V232H55ZM61 233V232H60ZM69 233V232H68ZM71 234H72V231L70 232ZM70 233H69V238H72L71 236H70ZM78 233V232H77ZM156 233V232H155ZM26 234V235H27ZM33 234V233H32ZM31 234V235H32ZM44 234H46V236L47 237H49L48 235H47V233L44 231ZM58 234V233H57ZM56 234V235H57ZM66 234H67V232H66ZM164 234V233H163ZM192 234V233H191ZM215 234V233H214ZM14 235V236H13ZM21 235H22V233H21ZM26 235H25V237H26ZM34 235V234H33ZM40 235H41V233H40ZM52 235V234H51ZM51 235H50V238H51ZM54 235V234H53ZM53 235H52V238H53ZM68 235V234H67ZM186 235V234H185ZM17 236H16V238H17ZM28 236V235H27ZM35 236V235H34ZM34 236H33V238H31V240L32 239H34L35 241H36V239L34 238ZM60 236V235H59ZM63 236V235H62ZM61 236V237H62ZM140 236V235H139ZM141 236H143V235H141ZM155 236V235H154ZM163 236V235H162ZM178 236V235H177ZM11 237H13L12 239H11ZM21 237V236H20ZM22 237H23V235H22ZM21 237V238H22ZM30 237H32V236H30ZM43 237V236H42ZM44 237H45V235H44ZM66 237V236H65ZM75 237V236H74ZM145 237V236H144ZM155 237H157V235L155 236ZM154 237V238H155ZM166 237V236H165ZM164 237V238H165ZM186 237V236H185ZM15 238V239H16ZM21 238H17V239H21ZM49 238V239H50ZM58 238H60V237H58ZM67 238V237H66ZM161 238V237H160ZM182 238V237H181ZM186 238H188V237H186ZM41 238H39V236H38V242L40 241V243H41V240H40ZM44 239V238H43ZM61 239V238H60ZM63 239H65V238H63ZM163 239V238H162ZM212 239V238H211ZM22 240V239H21ZM26 240V239H25ZM24 240V241H25ZM28 240V239H27ZM45 240V239H44ZM47 240H48V238H47ZM46 240V241H47ZM54 240H55V238H54ZM68 240H70V239H68ZM67 240V241H68ZM72 240V239H71ZM74 240V239H73ZM157 240V239H156ZM191 240H192V238H191ZM18 241V240H17ZM29 241V240H28ZM58 241H59V239H58ZM61 241V240H60ZM151 241V240H150ZM190 241V240H189ZM206 241V240H205ZM13 242H16L15 240H13ZM21 242H23V241H21ZM30 243H32L31 241H29ZM43 242V241H42ZM62 242V241H61ZM63 242H65V241H63ZM71 242H73V243H71ZM156 242V241H155ZM158 242V241H157ZM188 242V241H187ZM191 242V241H190ZM17 243V242H16ZM30 243H28L29 245H30ZM37 243V241L35 242V245H38V244H36ZM53 243V242H52ZM58 243V242H57ZM57 243H55V244H57ZM152 243V242H151ZM206 243H207V241H206ZM19 245L21 244V243H18ZM23 244H25V242L23 243ZM23 244H21V245H23ZM34 244V243H33ZM32 244V245H33ZM45 244H47V243H45ZM49 245H50V243H48ZM47 244V246L45 245V247L44 248H46V247H48L49 245ZM54 244V243H53ZM70 244H75V242L74 241H70ZM69 244V245H70ZM78 244V243H77ZM147 244V243H146ZM150 244V243H149ZM16 245V244H15ZM26 246H27V244H25ZM40 245H42V244H40ZM44 245V244H43ZM85 245V244H84ZM205 245V244H204ZM207 245V244H206ZM17 246V245H16ZM26 246H25V249H26ZM31 246V245H30ZM30 246H28V249H31V248H34V246L33 247H31L30 248ZM39 246V245H38ZM53 246V245H52ZM57 246V245H56ZM59 246V245H58ZM62 246H63V243H62ZM66 246H68V245H66ZM66 246H63V247H66ZM71 246V245H70ZM69 246V247H70ZM152 246V245H151ZM194 246V245H193ZM18 247V246H17ZM24 247V246H23ZM22 247V248H23ZM42 247L43 246H41V248L39 249L40 251L41 250H43L42 249ZM55 247V246H54ZM54 247H50V250H51V248H54ZM62 247V248H63ZM73 247V246H72ZM75 248H76V246H74ZM73 247V248H74ZM108 247V246H107ZM18 248H20V247H18ZM18 248H16L17 250H18ZM59 248V247H58ZM57 248V249H58ZM61 248V247H60ZM61 248V249H62ZM67 248V247H66ZM75 248H74V250H75ZM78 248V247H77ZM76 248V249H77ZM104 248V247H103ZM126 248V247H125ZM124 248V249H125ZM195 248V247H194ZM35 249H36V247H35ZM61 249H60V251H61ZM72 249V248H71ZM71 249H69V250H71ZM80 249V248H79ZM146 249V248H145ZM158 249V248H157ZM156 249V250H157ZM187 249H189V247L187 248ZM22 250V249H21ZM21 250H19V251H21ZM24 250V249H23ZM33 250V249H32ZM31 250V251H32ZM66 250V249H65ZM65 250H62L61 251V253L60 254H62V252L63 251H65ZM67 250H68V248H67ZM78 250V249H77ZM106 250V249H105ZM143 250V249H142ZM154 250H155V248H154ZM159 250V249H158ZM165 250V249H164ZM196 250V249H195ZM201 250V249H200ZM37 251V250H36ZM46 250H44V252H45ZM49 250H47V252H48ZM146 251H148V250H146ZM162 251V250H161ZM176 251V250H175ZM194 251V250H193ZM192 251V252H193ZM34 252V251H33ZM39 251H37V252H35V253H38ZM44 252H42L43 254H44ZM52 252V251H51ZM57 252H58V250H57ZM67 252V251H66ZM80 252V251H79ZM78 252V253H79ZM83 252V251H82ZM82 252H80V253H82ZM99 252V251H98ZM130 252V251H129ZM143 252V251H142ZM145 252V251H144ZM149 252H150V250H149ZM148 252V253H149ZM152 252H154L153 250H152ZM159 252V251H158ZM157 252V254H160V253H158ZM165 252V251H164ZM17 253V252H16ZM19 253V252H18ZM46 253V252H45ZM59 253V252H58ZM63 253H65V252H63ZM72 253H73V251H72ZM74 253H75V251H74ZM91 253V252H90ZM105 253V252H104ZM121 253V252H120ZM119 253V254H120ZM146 253V252H145ZM147 253V254H148ZM151 253V252H150ZM156 253V252H155ZM162 253H163V251H162ZM162 253H161V255L160 256H162V257H160L162 260H164L163 262H164V264L166 263V264H173V263H170V262H172V257L173 256H171L170 254H168V252L166 251L165 253H163V255H162ZM173 253V252H172ZM39 254H40V252H39ZM43 254H41V255H43ZM54 254V253H53ZM52 254V255H53ZM60 254H59V256H60ZM77 254V253H76ZM83 254H85V253H82V255ZM147 254H144L145 256L147 255ZM156 254V255H157ZM179 254H180V252H179ZM196 254H198V253H196ZM201 254V253H200ZM20 256H21V258H23V256L21 255V254H19ZM28 255V254H27ZM45 255H47V254H44V256ZM52 255H48V256H52ZM66 255V254H65ZM70 255H71V253H70ZM78 255V254H77ZM95 255V253L93 254V256ZM97 255V254H96ZM103 255V254H102ZM111 255V254H110ZM116 255V254H115ZM122 255H124V257L122 256ZM122 255H119V256H121L120 258H126L125 257V255L126 254H122ZM143 255V254H142ZM153 256L155 255V254H152ZM155 255V256H156ZM176 255V254H175ZM57 256V257H56ZM55 257L56 258H58V254L56 255ZM63 256V255H62ZM80 257H81V255H79ZM86 256V255H85ZM87 256H88V254H87ZM90 256H92V254L90 255ZM98 256V255H97ZM106 256L107 255H105V258H106ZM114 256V255H113ZM153 256H149V254H148V258L147 259H149V260H151V257H153ZM158 256V255H157ZM24 257H26L25 255H24ZM29 257H31V256H28V258ZM34 257V256H33ZM32 257V258H33ZM37 257V256H36ZM42 257V256H41ZM40 257V258H41ZM53 257H54V255H53ZM54 257V258H55ZM66 257H68V256H66ZM83 257V256H82ZM96 257V256H95ZM99 257H101L102 258V256H98V257H96V258H99ZM103 257H104V255H103ZM109 257V256H108ZM116 257V256H115ZM131 257H132V255H131ZM134 257V256H133ZM184 257H185V255H184ZM192 257V256H191ZM55 258V259H56ZM77 258L78 257H76V255H71V257H68V258H65V259H61V257H60V259H61V261L62 262H65L66 260H68L69 262H74L75 261V263H76V261H78V262H80L79 260H77ZM95 258V259H96ZM142 258V257H141ZM183 258V257H182ZM181 258V259H182ZM187 258V257H186ZM194 258V257H193ZM26 259H27V257H26ZM34 259H36V258H34ZM37 259H39V257H37ZM37 259H36V261H37ZM42 259H45V258H42ZM49 259H50V257H49ZM59 259V258H58ZM58 259L57 260H55V261H58ZM92 259V258H91ZM95 259H94V261H93V259L91 260V261H93V262H95ZM103 259V258H102ZM109 259V258H108ZM140 259V258H139ZM159 259V258H158ZM174 259V258H173ZM191 258H189V260H190ZM30 260V259H29ZM32 260V259H31ZM30 260V261H31ZM53 260V259H52ZM51 260V261H52ZM85 260L87 261V258H85ZM104 260V259H103ZM116 260H118V259H116ZM127 260H129V259H127ZM137 261H138V259H136ZM142 260V259H141ZM153 260L154 259H152L151 261H150V263H154L155 264V262H153ZM156 260V259H155ZM160 260V259H159ZM162 260L160 261L161 262V264H163L162 263ZM176 260H178V259H176ZM175 260V261H176ZM183 260V259H182ZM34 261V260H33ZM55 261H54V264H55ZM61 261H60V264H61ZM67 261V262H68ZM84 261V260H83ZM102 261V260H101ZM105 261H106V259H105ZM105 261H103V263L105 262ZM108 261V263L110 262L109 260H107ZM114 261V260H113ZM143 261V260H142ZM174 261V260H173ZM174 261V262H175ZM32 262V261H31ZM30 262V263H31ZM41 262V261H40ZM40 262H38V263H31V264H40ZM68 262V263H69ZM97 262H99V260H97ZM123 262V260L121 261V262H119L120 264ZM139 262V261H138ZM137 262V263H138ZM145 262V261H144ZM158 262L159 261H157V264H158ZM46 263H50V262H47L46 261ZM52 263H53V261H52ZM52 263H50V264H52ZM59 262H57V264H58ZM67 263V264H68ZM74 263V264H75ZM81 263V262H80ZM102 263V262H101ZM107 263V262H106ZM105 263V264H106ZM132 263V262H131ZM134 263V262H133ZM140 263H141V261H140ZM140 263H138V264H140ZM146 263V262H145ZM19 264V263H18ZM21 264V263H20ZM42 264V263H41ZM63 264V263H62ZM66 264V263H65ZM73 264V263H72ZM82 264V263H81ZM86 264H87V262H86ZM93 264V263H92ZM97 264V263H96ZM99 264V263H98ZM117 264H118V262H117ZM130 264V263H129ZM141 264H143V263H141ZM147 264V263H146ZM160 264V263H159Z\"/></svg>", "mask_w": 264, "mask_h": 264}]
</instances>
